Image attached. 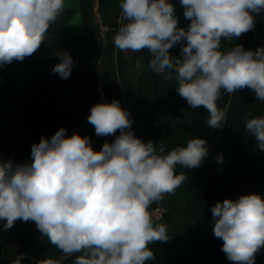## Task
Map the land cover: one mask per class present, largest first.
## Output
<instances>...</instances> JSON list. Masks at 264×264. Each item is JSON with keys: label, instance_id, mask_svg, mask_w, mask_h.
<instances>
[{"label": "clouds", "instance_id": "clouds-1", "mask_svg": "<svg viewBox=\"0 0 264 264\" xmlns=\"http://www.w3.org/2000/svg\"><path fill=\"white\" fill-rule=\"evenodd\" d=\"M187 29L178 27L169 0H121L123 23L113 37L121 51L150 54L148 67L166 80L192 109L203 107L210 128H221L226 113L217 106L221 90L232 94L250 89L264 101V48L237 45L221 50V40L253 29L252 13L264 10V0H180ZM65 0H0V67L33 55L52 23L63 13ZM186 42V44L184 43ZM181 45V55L169 50ZM74 65L70 54L59 56L52 71L67 80ZM137 68L140 65L137 64ZM97 136L119 135L95 151L90 138L60 128L31 149V163L0 162V221L4 229L15 221H33L36 228L73 264H146L154 260L148 247L169 239L167 228L149 209L175 193L187 179L177 165L192 169L208 155L207 141L192 138L166 153L134 136L129 113L119 101L97 103L87 117ZM244 129L264 151V117H243ZM223 157H217L222 163ZM213 232L222 251L238 264H254L264 247V197L243 195L217 202L211 209ZM12 264H20L15 260ZM37 264H59L51 258Z\"/></svg>", "mask_w": 264, "mask_h": 264}, {"label": "crops", "instance_id": "crops-1", "mask_svg": "<svg viewBox=\"0 0 264 264\" xmlns=\"http://www.w3.org/2000/svg\"><path fill=\"white\" fill-rule=\"evenodd\" d=\"M169 2L174 6L178 27L187 29L191 21L184 17V7L180 4V0H169ZM120 3L121 0H65L62 15L50 25L45 41L35 52L36 54L46 49L54 38H68L70 55L74 61L70 77L67 80L58 81L47 92L42 93L35 103H28V106L41 109L45 104L73 96L72 111L67 118L73 122V127L70 131H66V135L71 136L77 133L82 137H89L95 151H100L105 142H114L116 136L120 134L119 130L110 136L95 134L94 126L87 120L95 104L111 103L117 100L121 108L128 113L135 109L150 111L153 106H159L163 111L167 109V104L163 101L166 79L163 74H157L148 67L151 59L149 52L146 49L138 52L121 51L114 45V35L119 27L126 23L121 19ZM252 15L255 20L253 29L238 38L222 39V51L237 45L243 46L245 50L253 51L264 48V10ZM181 50V45L177 44L169 52L171 56L179 57ZM63 54L52 56L48 61L59 62V56ZM137 64L140 65L139 69ZM240 93V89L232 94L221 90V96L217 101V106L225 111L230 125ZM67 100L64 103H67ZM254 109V116L264 117V101L256 100L255 96ZM208 118L207 114V120ZM15 124L14 121L2 120L0 136L10 131ZM253 141L255 144L250 150V143ZM263 152L258 148L256 139L248 133L247 154ZM205 169L203 168L204 171ZM220 174L221 178L217 187L222 184L226 174L223 167ZM215 179L217 180V177ZM155 206L156 204L153 207ZM2 222L6 223V221ZM13 229L14 227L5 230L3 227L0 232V237L3 239L0 248V264H12L15 260H19L20 264L28 260L37 263L39 260L27 257L21 251L11 253L4 248L5 245L8 249L10 237L18 236V231ZM41 238L38 235L31 236L33 240Z\"/></svg>", "mask_w": 264, "mask_h": 264}, {"label": "trees", "instance_id": "trees-1", "mask_svg": "<svg viewBox=\"0 0 264 264\" xmlns=\"http://www.w3.org/2000/svg\"><path fill=\"white\" fill-rule=\"evenodd\" d=\"M69 47L68 38H54L46 49L29 56L28 59L20 65L14 66L8 70L0 69V78L9 79L13 77L17 81H27V87L41 85V91L39 92L41 95L42 93L47 92L49 88H52L58 82L57 79L61 80L62 78L59 76V74L53 73L52 69L55 65L49 66L40 74H37L38 66L41 63L46 62L51 54H62L67 49H69ZM47 86L49 88H47ZM176 87L177 82L175 75H173V79L166 80V89L163 92V101L167 104L166 111H163L159 106H153L150 111H142L140 114V119L142 122H140L137 127L133 125V123L136 121L137 114L135 116H133L131 113L129 114V119L132 121L131 129L134 136L144 142H146L145 139L148 135H151V140L148 141L153 142L155 138H159L160 136H162L163 141H168L170 137H173V135L182 134L177 144L167 150L166 153L177 146H185L183 145V141L185 142L186 140L184 136L185 134L192 133L196 135L202 133L203 136H205L209 133V126L207 124L208 113L206 109L203 107L192 109L188 105L187 101L180 97V95L177 93ZM240 92L239 102L236 105L232 116L231 125L229 127L226 150L223 156V168L226 170V174L222 184L217 187L215 191L217 193L216 198H218V196H222L223 200H232L233 195L231 190L239 192V198L243 195H260L264 193V152L262 154H247L248 132H246L244 129L243 120V117L246 114L250 113L252 116L255 114L254 93L248 88L240 89ZM10 93L11 89L9 88L8 92L6 93V100L11 102ZM66 99H68V102L64 103ZM72 99L73 96L70 95L67 98L45 104L41 107V109L28 106V103L24 104V106L20 108L23 114L18 116V120L15 121L16 124L11 128L10 131L0 136V150H2V153L12 157L15 155L16 164L31 163L32 145L38 144L42 137L48 139V135L44 130L45 127H47V132L50 131L53 133H56L60 128H65L67 131L72 129L73 122L67 119L72 111ZM185 107H190L192 109L191 112H183ZM44 117L46 118V121H48V124L43 120ZM188 117L192 119L190 120ZM175 118L177 119V123L175 122ZM240 160L242 163H244V166L242 175L238 176L235 173L234 167L235 164ZM199 169L192 168L185 170L189 174V178H187L185 184L190 191H196L197 189L198 195H201L204 186V181L202 178L204 170L201 168ZM207 200L209 199H205L203 202H206ZM169 203L175 204L171 201H169ZM152 206H154V204ZM177 207L178 206H176V208ZM151 208L149 209L150 213ZM211 209L212 208H209L207 210L206 216L212 226H214V219ZM180 210L184 211V209ZM194 211L196 216V205L193 212ZM174 214H176L175 211L169 210L167 213L165 211L162 220L158 222L168 225L167 222H171L173 220ZM196 221L197 219L194 217L193 228L191 231L194 230V227L197 223ZM29 222L33 221L24 222L22 220H17L14 223V226L24 225ZM33 229L39 237H42L39 240L35 239L31 242L37 250V253L33 256L34 259H43L39 257L40 254L54 255L61 256L59 260L54 259L57 260L59 264H73L75 257L79 255V253L73 254L72 256L64 255L58 248L49 242L47 237L43 236V234L36 228L35 223L33 224ZM189 234L193 238L195 244L196 227L194 232ZM178 241H180V239H178ZM167 246L173 248L172 244L168 242ZM181 246L187 250L184 249L183 251V249L179 247L175 250L174 255L181 254L183 255L182 257L185 258L190 246L186 244H182ZM180 250L183 252H180ZM156 253L159 254V251H156ZM174 257H171V259H174ZM171 259L170 262L174 261ZM23 264L37 263L33 262L32 260H28L23 262ZM254 264H264L263 256L256 254Z\"/></svg>", "mask_w": 264, "mask_h": 264}, {"label": "rangeland", "instance_id": "rangeland-1", "mask_svg": "<svg viewBox=\"0 0 264 264\" xmlns=\"http://www.w3.org/2000/svg\"><path fill=\"white\" fill-rule=\"evenodd\" d=\"M44 50V49H43ZM42 51V50H41ZM40 51V52H41ZM66 53L70 54L69 49L65 51ZM58 54H51L48 59H50L52 56H57ZM28 59L26 57L23 61H16L14 60L12 63L7 64L5 66L0 67V69L8 70L13 68L14 66H18L21 63L25 62ZM58 63L50 62L46 60V62L41 63L38 66L37 74H40L44 69H47L49 66H54ZM98 70V68H97ZM57 81H60L57 79ZM28 83L27 81H17L15 78L11 77L9 79H1L0 78V122L2 120H9V121H17L18 116L22 115L23 112L20 109L24 104L27 103H35V101L42 96L39 92L41 91V85H35L33 87H27ZM11 89V95H10V101L6 100V93L8 92V89ZM47 88H49L47 86ZM50 89V88H49ZM39 96V97H38ZM176 100V99H174ZM31 101V102H29ZM190 107H185L183 109V112H191ZM141 112L142 110H133V112H130L135 116L137 114L136 121L133 123L136 127L139 125L140 122H142L141 118ZM229 114V113H228ZM139 116V117H138ZM190 119V117H188ZM192 119V118H191ZM190 119V120H191ZM43 120L45 122L46 118L44 117ZM175 122L177 123V119L175 118ZM224 125L221 128L212 129L209 127V133L208 135L203 136L202 133L200 134H185V142L183 141V145L186 146L187 142L192 138H201L205 139L207 141V147H208V155L203 160L202 165L199 168L203 169L206 168V171H203L204 174L202 175L204 186L201 195H198V190H192L190 191L184 183L178 187L175 190L174 194L166 195L164 199L158 203H156V206L151 208V214L154 212V210L161 209L163 212V216L166 213L171 210L175 211L176 214L173 216V220L171 222H167L168 225L164 224L167 228L168 237L169 239L165 242L162 241H155L153 243H150L152 245H148V247L154 252L155 259L147 261L146 264H238V262L231 261L227 258L226 254L222 251L223 241L222 239L216 238L213 232L214 226L210 223V221L207 219L206 212L209 208H212L215 206L217 202H223V197L218 196L216 191V187L219 184L220 178H221V169L223 167L222 163H217V157L218 156H224L226 145H227V138L229 133V125L230 122L228 121L227 117L225 118V121L223 122ZM47 126V125H46ZM11 130V129H10ZM45 133L48 135V139L50 140L51 137L55 134L53 132H47V127H45ZM182 134H175L173 137H170L168 141H163L162 136L159 138H155L153 140V143H155L156 147L159 148V145L162 143L165 146V151L169 150L171 147L175 146L180 140ZM146 142L148 140H151V135H148L146 137ZM255 141L250 143V150L254 147ZM249 150V151H250ZM15 155L7 156L4 153H2V150H0V162H11L12 164L15 163ZM243 166L244 163L242 161H238L235 164V173L240 176L243 172ZM197 169V168H196ZM186 168H183L181 166L176 167V173H184L186 174L187 178H189V174L185 171ZM200 170V169H199ZM225 172V171H224ZM217 177V180L215 179ZM232 201H235L239 199V192L232 191ZM262 197H264V193L260 194ZM199 196V198H198ZM222 198V199H221ZM209 199L206 202H203V200ZM169 201L174 202L175 204L169 203ZM196 205V216L195 211L193 212ZM176 206H178L176 208ZM180 209H184V211H181ZM158 212V211H157ZM194 217L197 219L196 223V243L194 244L193 238L190 236L189 233L194 232V230L191 231L193 228V219ZM16 222V221H15ZM171 223V224H170ZM33 222H29L24 224L23 226H14V231H18V236L16 237H10L9 238V244L8 249L4 245V248L8 250V252L11 253H17L20 252L26 254L27 257H32L37 253V250L35 246L31 243L33 239H31V236H37L35 230L33 229ZM4 227V224L2 221H0V232H2ZM204 228V229H203ZM12 230V231H13ZM205 230V233H204ZM191 231V232H190ZM201 234H200V232ZM203 233V234H202ZM14 235H16L14 233ZM180 239V241H178ZM2 240L0 237V248L2 247ZM167 242L172 244V247L167 246ZM180 242V243H179ZM182 244L189 245L190 248L187 252V256L183 258L181 254H175V250L179 247L183 249H186L182 247ZM187 250V249H186ZM156 251H159V254L156 253ZM180 250V252H183ZM264 258V247H261L259 252L257 253ZM175 256V257H174ZM41 258H51V259H57L59 260L61 256H54V255H42L40 254ZM171 257H174V259H171ZM256 258V255H255ZM174 260V261H171ZM176 259V260H175Z\"/></svg>", "mask_w": 264, "mask_h": 264}, {"label": "built area", "instance_id": "built-area-1", "mask_svg": "<svg viewBox=\"0 0 264 264\" xmlns=\"http://www.w3.org/2000/svg\"><path fill=\"white\" fill-rule=\"evenodd\" d=\"M162 213L163 212L161 211V209L154 210V212H152L153 218L157 219L158 221L162 220V218H163V214Z\"/></svg>", "mask_w": 264, "mask_h": 264}]
</instances>
